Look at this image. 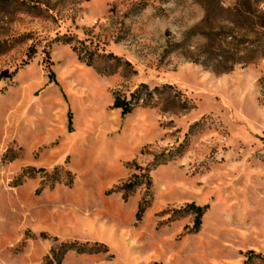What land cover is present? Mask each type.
Masks as SVG:
<instances>
[{
    "label": "rangeland",
    "instance_id": "374dc122",
    "mask_svg": "<svg viewBox=\"0 0 264 264\" xmlns=\"http://www.w3.org/2000/svg\"><path fill=\"white\" fill-rule=\"evenodd\" d=\"M225 16L215 1L0 0V264H264V57L191 60L218 27L264 48V29ZM141 84L122 115L114 97ZM72 242L87 252L61 256Z\"/></svg>",
    "mask_w": 264,
    "mask_h": 264
},
{
    "label": "trees",
    "instance_id": "16d2710c",
    "mask_svg": "<svg viewBox=\"0 0 264 264\" xmlns=\"http://www.w3.org/2000/svg\"><path fill=\"white\" fill-rule=\"evenodd\" d=\"M203 2L215 1L218 4V9L222 11L226 16L223 21L235 26L236 29L245 30L246 26L252 28L253 33L258 34V31L264 29V5H260L262 0H232L226 6L223 5V0H200ZM208 18V11L205 8V17ZM216 32L208 30L202 32L201 39L203 43L198 47V58H191L193 62L202 64L211 68L215 72H227L233 69L237 63H250L258 57H264V48H261L258 44L249 42V47L238 48V44L233 46L225 45V39L227 30L221 27L216 28ZM230 47L226 48L225 47ZM105 57H110L106 55ZM90 64V62H88ZM146 84H141L135 91L130 94V98L114 97L113 106L121 110V114L125 115L132 110V107L141 99V89L146 88ZM139 176H133L134 180L123 184L121 186L124 190L133 189L138 182L136 180ZM191 210L195 214L193 223V230L197 231L201 223V216L203 215L204 208L195 206L194 204H188L184 210ZM141 214V208L137 211V217ZM105 247V246H104ZM61 256L68 250H75L77 252H87L85 246H77L76 242L61 243L59 246ZM59 261L58 256L55 254V258Z\"/></svg>",
    "mask_w": 264,
    "mask_h": 264
}]
</instances>
